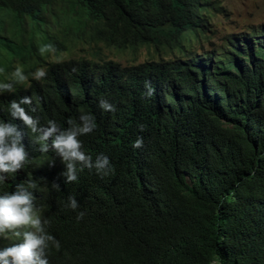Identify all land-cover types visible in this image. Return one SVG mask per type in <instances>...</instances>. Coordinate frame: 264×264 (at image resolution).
<instances>
[{"label":"trees","instance_id":"obj_1","mask_svg":"<svg viewBox=\"0 0 264 264\" xmlns=\"http://www.w3.org/2000/svg\"><path fill=\"white\" fill-rule=\"evenodd\" d=\"M58 3L70 28L89 27L110 46L162 50L164 38L178 52L132 65L56 61L40 81L0 76L13 83L0 94V119L10 120L9 102L23 96L40 126L54 120L64 128L86 111L96 127L79 137L82 148L111 164L106 176L81 168L65 184L61 159L50 146L40 152L24 129L25 164L0 193L35 184L34 205L60 244L47 250L49 264H264V27L197 53L190 44L209 39L210 0H0L5 63L22 55L5 35L9 26L23 30L30 18L33 33L48 40ZM101 98L115 110L102 111ZM137 137L142 144L133 148ZM69 195L77 210L66 207ZM8 243L0 239V247Z\"/></svg>","mask_w":264,"mask_h":264},{"label":"clouds","instance_id":"obj_2","mask_svg":"<svg viewBox=\"0 0 264 264\" xmlns=\"http://www.w3.org/2000/svg\"><path fill=\"white\" fill-rule=\"evenodd\" d=\"M47 46L39 49L43 54ZM31 78L40 81L46 73L37 68L30 74ZM12 81L23 83L28 77L21 67L17 66L11 73ZM13 91L12 82H0V94ZM32 100L23 96L8 104L7 112L11 119H0V183L10 178L23 168L28 155L23 138L24 129L35 134L39 151L46 152L49 146L64 164V183L77 180V172L81 168L95 169L97 174L108 175L111 171L109 157L98 154L95 159L87 154L79 137L91 133L96 122L92 114L81 110L77 121L69 119L67 127L61 128L54 120H48L46 126H40L37 117L30 115L23 105H30ZM98 107L105 112L115 110L114 105L106 99L98 100ZM35 111V109H31ZM22 122L21 128L13 121ZM142 144L137 137L132 142L133 148ZM53 189L59 190L55 182ZM35 184L28 180L25 184H16L14 190L0 193V239L8 240L6 246L0 247V264H49L47 250L49 247L59 248V241L47 230L49 221L43 218L34 205L33 192ZM66 207L77 210V199L69 195ZM83 211L77 212V220L84 216Z\"/></svg>","mask_w":264,"mask_h":264},{"label":"rangeland","instance_id":"obj_3","mask_svg":"<svg viewBox=\"0 0 264 264\" xmlns=\"http://www.w3.org/2000/svg\"><path fill=\"white\" fill-rule=\"evenodd\" d=\"M210 31L208 37L203 38L202 46H194L197 53L204 50L219 48L224 39L230 35H239L243 32L264 27V0H210ZM215 7V9H214ZM56 16L48 18L47 29L50 38L44 40L40 35H35L36 24L27 18V25L22 30V25H11L10 33L5 35L14 38L10 42L12 47H21L22 55H15L11 62L5 63L0 57V76L12 78L11 73L19 66L27 77L31 76L37 68L45 70L48 63L63 61L71 58L88 59L92 61L113 60L122 65L138 64L148 60H161L173 58L177 55L167 40L162 38V50L151 44L136 45L130 47L110 46L105 41L92 35L90 28L83 26L69 27L68 11L62 3L54 5ZM7 18L0 15V30H5ZM57 42L56 45L54 42ZM33 44V46H32ZM197 45V44H196ZM47 46L43 54L41 47ZM198 47V48H197ZM10 59L11 57L7 55Z\"/></svg>","mask_w":264,"mask_h":264}]
</instances>
